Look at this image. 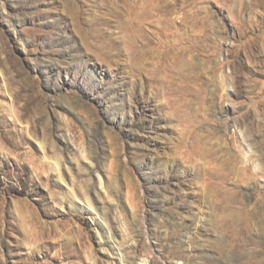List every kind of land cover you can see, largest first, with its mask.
Wrapping results in <instances>:
<instances>
[{"label":"rangeland","instance_id":"obj_1","mask_svg":"<svg viewBox=\"0 0 264 264\" xmlns=\"http://www.w3.org/2000/svg\"><path fill=\"white\" fill-rule=\"evenodd\" d=\"M0 264H264V0H0Z\"/></svg>","mask_w":264,"mask_h":264},{"label":"bare ground","instance_id":"obj_2","mask_svg":"<svg viewBox=\"0 0 264 264\" xmlns=\"http://www.w3.org/2000/svg\"><path fill=\"white\" fill-rule=\"evenodd\" d=\"M122 260L125 261L124 257L122 256Z\"/></svg>","mask_w":264,"mask_h":264}]
</instances>
